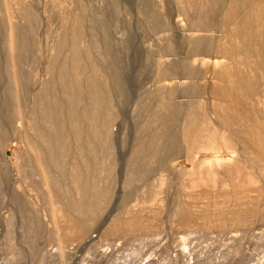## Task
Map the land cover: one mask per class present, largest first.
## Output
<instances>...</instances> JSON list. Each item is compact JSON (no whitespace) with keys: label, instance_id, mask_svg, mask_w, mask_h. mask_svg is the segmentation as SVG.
<instances>
[{"label":"rangeland","instance_id":"rangeland-1","mask_svg":"<svg viewBox=\"0 0 264 264\" xmlns=\"http://www.w3.org/2000/svg\"><path fill=\"white\" fill-rule=\"evenodd\" d=\"M243 1L0 0V264H264V153L212 150L264 148ZM79 156L108 190L86 233L68 202Z\"/></svg>","mask_w":264,"mask_h":264},{"label":"bare ground","instance_id":"bare-ground-1","mask_svg":"<svg viewBox=\"0 0 264 264\" xmlns=\"http://www.w3.org/2000/svg\"><path fill=\"white\" fill-rule=\"evenodd\" d=\"M242 1V0H241ZM246 1V0H245ZM245 1H243L245 3ZM243 3V6H244ZM237 4V3H236ZM239 6V4L237 5ZM237 6H235L234 10H237L239 8H237ZM242 7V6H241ZM249 12L244 16V18L239 22L238 24V28L237 31L239 32L240 35H242L244 37V40L246 41V46L244 47L246 53H250L251 48L253 46H258L260 49L258 52H255L258 47H256L257 49H255V51H253V54L251 53L252 56H255L257 58H260V60H258L257 62L259 63L260 67L264 70V0H261L257 2L256 6H253V8L248 10ZM239 18V17H238ZM169 22V20H168ZM170 23V22H169ZM221 24V23H220ZM14 24H10L9 28H8V34H7V44H8V48L10 49V58L13 59L15 57V55H20L22 52L23 47H25L26 45H24V35L22 33H18L16 30H14L13 28ZM234 26V25H233ZM197 33V32H196ZM198 34V33H197ZM253 45V46H252ZM15 48H18V54L16 53L17 50H15ZM254 48V47H253ZM24 50V49H23ZM254 50V49H253ZM88 52V51H87ZM219 54L223 57V58H227V56L229 55V52H227V50H225L224 48H222L219 52ZM248 57V55H247ZM78 58V57H77ZM67 66V65H66ZM232 67V66H230ZM169 69V68H168ZM262 69L260 70L262 72ZM169 70H172L171 68ZM230 70V69H229ZM185 71V70H184ZM68 72V71H67ZM230 72H233L234 75H236V84L238 85V88L245 90L244 92H252V87L248 84V82H245V79H243V76H241L239 73H236L232 70H230ZM225 73L226 70H225ZM68 74V73H67ZM83 77V76H82ZM82 79V78H81ZM40 80V79H39ZM248 81V80H247ZM39 82V81H38ZM169 85V84H168ZM177 85V84H176ZM178 86V85H177ZM83 89V88H82ZM236 89V90H239ZM33 90V89H32ZM224 90V89H223ZM222 90V91H223ZM48 91V90H47ZM240 91V90H239ZM241 91V93H242ZM32 93V92H31ZM49 94V93H48ZM47 94V95H48ZM220 96V95H219ZM245 96V94H244ZM95 98H97V95L95 94ZM43 105V104H42ZM57 105V104H56ZM50 107V106H49ZM80 107V106H79ZM79 109V108H78ZM99 112V111H98ZM211 113V111H210ZM90 113L86 112V116H88ZM102 114V113H101ZM99 115V114H98ZM211 116V115H210ZM217 116V115H216ZM38 118V117H37ZM81 118V116H80ZM222 120V122L224 124H227L228 127H230L231 125L233 126L234 124L232 123L234 120L231 117L225 116V117H221L220 118ZM248 119V118H246ZM82 120V119H81ZM62 121V120H60ZM80 122V121H79ZM32 123V122H31ZM62 123V122H61ZM99 123V122H98ZM210 123V122H209ZM37 124V123H36ZM66 124V123H65ZM211 124V123H210ZM65 126V125H64ZM70 126H71V130L73 131V135L75 136L74 138H77L78 136V125L76 123H74V116L70 117ZM103 126H105V123L103 124ZM219 126V125H218ZM231 126V127H232ZM32 127V126H31ZM62 127V126H61ZM235 127V126H234ZM84 128V127H83ZM90 131L92 133V135L94 136V138L99 139L100 143L101 140L103 138V132H101V130L98 127H89ZM67 129V128H66ZM106 129V128H105ZM215 129V128H214ZM32 131V128H31ZM51 131V130H50ZM66 131V130H65ZM46 132V131H45ZM237 135H245L246 132L245 130L241 129L239 126H237L236 129ZM88 133V132H87ZM114 133V132H113ZM112 133V134H113ZM27 134V133H26ZM68 134V133H66ZM25 135V134H24ZM32 135V134H31ZM83 135V134H82ZM48 136V135H47ZM231 136V135H230ZM32 138V137H31ZM89 139V138H88ZM58 140V139H57ZM68 141H70L68 139ZM112 141V140H111ZM210 144L212 146H214V139H209ZM238 143V146L236 144L232 145L230 143H227V141H225L224 138H222V147L218 148L217 144L215 145L214 148H212V150H214V152L216 154L219 153V150H222V148H225L230 154V158H234L237 153L239 152V154H243L246 155V153L249 151V149H252V145L253 148L258 150L260 149L261 152L264 153V148L258 144V142H252L250 144H248V142L246 141H240L239 138L236 140ZM44 142V141H43ZM82 142V141H81ZM113 142V141H112ZM153 142V141H152ZM36 143V142H34ZM113 144V143H112ZM240 144V146H239ZM83 145V144H82ZM189 148H191V144H189ZM257 145V146H256ZM51 146V144H50ZM56 146V145H55ZM72 146V145H71ZM88 147H90V144L88 143L87 145ZM258 147V149H257ZM189 148L187 151H189ZM128 149V148H127ZM71 150V148H70ZM93 150H94V145H93ZM30 151V150H29ZM41 151V150H40ZM96 151V150H95ZM186 151V152H187ZM259 151V150H258ZM44 154V153H43ZM109 154V153H108ZM42 155V154H41ZM44 156V155H43ZM46 156V155H45ZM70 157V156H69ZM80 157V156H79ZM237 157V156H236ZM36 158V157H35ZM229 158V159H230ZM46 159V158H45ZM238 159V157H237ZM140 160V159H139ZM228 160V159H227ZM219 161V160H218ZM232 161V160H230ZM81 162V163H79ZM226 162V161H225ZM90 163V162H89ZM88 163L87 158L85 157H80V160L77 162L76 160L73 159V162L71 163L72 165V172H71V184L76 186V197H72L70 196V198L68 199L69 202V206L71 208V210H74L77 212V214L79 215V222L81 225V228L83 229V232L89 228V226L94 222L95 220V216L97 217V214L100 212L101 209V204L103 203L104 199L106 198V196L108 195V190L104 187L102 189H98L96 188L98 186V184L96 183V180L94 179V177H91L88 173V170L91 168L90 164ZM220 164V163H219ZM38 165L40 166V169L44 170L43 165L38 161ZM69 165V164H68ZM48 166V164L46 165ZM95 169V171H98L100 169H104V166L102 167V165L98 164L97 166L93 167ZM79 169H81L83 172V176L80 174ZM120 169V168H119ZM115 171V170H114ZM67 173V172H65ZM42 174V173H41ZM44 175V174H42ZM117 175V174H116ZM45 176V175H44ZM120 176V175H119ZM248 176V175H247ZM56 177V176H54ZM66 178V177H65ZM122 178V177H121ZM43 179V177H42ZM46 180V179H45ZM54 181V180H53ZM56 182V181H55ZM67 184V183H66ZM53 186V185H52ZM67 187V186H66ZM49 189V188H48ZM73 189V188H72ZM61 190V189H60ZM50 192V190H48ZM52 192V191H51ZM53 193V192H52ZM73 194V193H72ZM55 196V195H54ZM111 196V195H110ZM50 198V197H49ZM57 199V197H56ZM51 200V199H49ZM65 200V199H64ZM58 201V200H55ZM105 203V202H104ZM52 204V203H51ZM59 205V204H58ZM66 206V205H65ZM64 206V207H65ZM103 207V204H102ZM68 208V207H67ZM69 208V209H70ZM56 209V208H55ZM68 210V209H67ZM53 212V211H52ZM69 212V211H68ZM102 212V211H101ZM70 213V212H69ZM75 215V212H74ZM78 215H75L76 217ZM68 216H71L68 215ZM74 216V217H75ZM72 217V216H71ZM101 217V216H100ZM73 218V217H72ZM54 226V225H53ZM95 227V226H94ZM80 228V229H81ZM57 229V228H55ZM91 229V228H90ZM87 231V230H86ZM85 231V233H86ZM84 233V234H85ZM89 234V233H88ZM82 235V234H81ZM61 242V241H60ZM59 242V243H60ZM65 247V243L61 242L60 245V250L62 251ZM184 249V248H183ZM130 255V254H129Z\"/></svg>","mask_w":264,"mask_h":264}]
</instances>
